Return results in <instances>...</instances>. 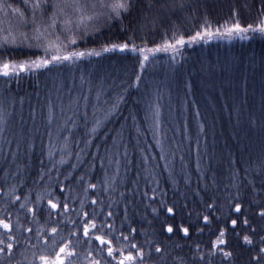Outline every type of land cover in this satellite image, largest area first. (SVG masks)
I'll list each match as a JSON object with an SVG mask.
<instances>
[{"label": "trees", "instance_id": "1", "mask_svg": "<svg viewBox=\"0 0 264 264\" xmlns=\"http://www.w3.org/2000/svg\"><path fill=\"white\" fill-rule=\"evenodd\" d=\"M7 2L21 6L23 0H7ZM168 3L176 5L175 12L170 14L171 23H158L154 28L149 23L145 30H138L134 38L137 46L155 48L163 44L166 36L171 39L173 23L178 36L182 35L187 41L200 30L205 17L215 30L226 23L231 25L237 21L244 27L248 24L255 26L261 16L260 0H168ZM180 3H183V8L179 7ZM234 8L238 10L236 17L232 15ZM154 14L155 9L149 13L150 16ZM4 19V14L0 13V20ZM120 27L121 25L117 24L99 33L89 31L87 35L77 36V43L71 46V50L100 52L98 56H85L72 65H50L49 69L24 72L20 74L19 79L0 76V94H4L8 89L16 97V102L11 108L13 115L9 117L8 123L13 129L20 130L25 137H33L32 151H27L29 141L26 139L22 142L15 159L11 153L16 150V139L12 138L11 144H4L0 139V148L8 153L7 158L0 153V213L3 214V218H7L10 213L11 222L15 226L16 209L19 205L9 206L7 212L4 209L3 193L10 185L18 186V195L21 191L25 194L30 192L33 200L36 193L45 187L47 176L44 177V182L37 183L41 171V158L44 159L46 168L52 167V161L47 158L48 145L51 141L47 135V109L42 106L45 99L51 95L54 102H60L57 99L60 94L56 92L60 84L63 85L60 93L65 104L71 94L83 95L89 88L87 83L81 88L80 78L83 75L93 85L87 108L91 122L93 112L91 105L94 102L91 98L95 95L94 86L103 80L104 86L108 88L106 98L122 93L125 97L124 102L100 129L99 137L104 138H97L91 147L85 149L89 154H82L79 160L75 152L84 147V144L81 142L77 147L74 141L77 139L83 141L86 138L83 121L78 120L77 126L71 133L64 132L60 139H63V135L69 137V148L73 154L71 156L62 154L57 144L53 159L59 161L63 155L67 163L58 165L59 174L53 171L51 175L54 179L58 177L59 180H63L71 171L75 177L84 175L85 180L99 184L105 170L109 174L115 171V165L109 167L107 161L103 162L105 167L101 168L102 161L99 156L103 155L105 143L111 144V137L123 127L124 138L121 144L128 145L127 158L133 161V171L127 175L134 177L139 172L140 192H147L149 198L153 196L152 189H156L155 202L152 199H143L141 203L142 197H137L138 214L131 217V225L138 233L134 242L143 245L146 250L148 240L154 241L153 250L156 244L168 245L171 250L169 264H175L172 257H183L188 264H191L197 244L206 254L210 250L211 241L215 239L208 228H204L203 234L197 231L202 224V215L198 217V213L206 214L205 201L210 203L215 197L220 204H223L230 193H236L237 188L234 185L239 186L243 199L247 201L251 198L249 181H254L258 189L260 187L256 173L259 171L261 161L264 160V127L261 126L264 119V106H262L264 105L262 101L264 35L250 32L246 34L247 39L239 36L231 39L219 36L205 37L199 42L181 47L179 54L175 55V62L171 52L149 54V60L141 69L139 52L119 50L103 52L104 47L122 44L128 40L131 31L122 32ZM0 28L9 29L8 22L5 20ZM25 30L21 28V31ZM27 31L31 35L30 29ZM5 35L7 31H0V40ZM60 35L63 40L65 34ZM129 47L131 48V43ZM42 57H45L42 44L37 46L36 42H32L31 46H28L18 41L16 45H5L0 42V63H19ZM137 75L141 77L139 82L136 80ZM69 86H72V93H69ZM21 98L23 104L20 103ZM83 103L81 100V104ZM153 103L159 105L161 113V127L155 137L154 129L151 127L152 120L145 119ZM32 107L36 108L35 120L30 116ZM237 111L239 119H237ZM56 115L59 119H54L51 125L53 139L59 121L65 116L58 110ZM133 116L135 120L132 119ZM21 117L24 120L22 129ZM252 118L256 120L255 127L249 125V120ZM201 124L204 126L203 133L199 132L198 126ZM137 126L140 128V135L135 130ZM29 129H39V131L30 133ZM104 133H108V136L105 137ZM137 139L140 141L139 144ZM157 139L161 141V145H157ZM96 144H100L101 147L94 158L91 154L97 153ZM121 153L123 154V149ZM161 155L165 159H160ZM142 157H147V164ZM73 164L77 165L75 169L72 168ZM17 165L21 166L19 172ZM145 168L152 175L146 176L143 171ZM245 169L248 171L246 172ZM120 173L121 176L125 175L123 155ZM73 187L79 190L81 186L74 184ZM259 196H264V190L259 191L257 198ZM101 199L107 200V194H102ZM161 200L167 202L166 206L159 209L158 217H154L152 208H158ZM173 203L176 204L175 215L168 217V220L174 221L178 226L191 225L188 237H184L182 233L169 236L160 230L161 221L167 216L166 208ZM74 206H79L78 201ZM118 210L122 217L123 204L119 205ZM22 223L25 227H32L33 232L24 233L21 230L17 236L19 243L13 252V264H29L30 261L32 264H39L37 256L43 250V245L33 249L25 237L31 235V243H37L35 230L41 226L50 228L54 225L45 224L43 217L39 218V223L29 225L23 219ZM115 224L116 228L120 229L121 218H117ZM127 226L124 225L125 228ZM2 231L0 229V232ZM13 235H17L15 227ZM61 235L64 239H68V229L66 228ZM80 235L82 237V232ZM57 239L59 240L60 237ZM177 245L179 247H176ZM96 247L99 245L96 244ZM87 248L88 245L83 244L77 249L81 253L78 264H87L83 259L84 250ZM34 251L36 256H33ZM45 254L54 256V251L49 248L45 250ZM215 264H220L219 256L215 258Z\"/></svg>", "mask_w": 264, "mask_h": 264}, {"label": "snow or ice", "instance_id": "2", "mask_svg": "<svg viewBox=\"0 0 264 264\" xmlns=\"http://www.w3.org/2000/svg\"><path fill=\"white\" fill-rule=\"evenodd\" d=\"M260 3L261 16L255 26L248 24L244 27L237 21L231 25L226 23L221 26L222 30L221 28L213 30L205 17L200 30L196 31L186 41L182 35L178 36L173 23L171 39L166 36L163 44L157 45L155 48H149L137 46L134 43V38L137 31L145 30L149 23L153 25V28L158 23H171L170 14L175 12L176 5H170L168 0H23L21 6L8 3L7 0H0V13H3L5 17L4 20H0V25H3L5 20L9 24V29L0 28V31H7V35L3 36L0 42L5 45H16L19 41L20 44H28V46H31L32 42H36L37 46L42 44L45 51V57L35 60L19 63H0V76L19 79L20 74L24 72L49 69L50 65H72L85 56H98L101 54L100 52L71 50V46L77 43L78 35H87L89 31L99 33L105 29H111L117 24L121 25L120 31L125 33L131 31L132 34L128 36L125 43L104 47L103 52L116 50L120 52H139L141 69L145 67V62L149 60V54L171 52L173 53V62H175V55L179 54L181 47L199 42L205 37L219 36L231 39L234 36H239L242 39H247L246 34L250 32H258L264 35V0H260ZM179 7L183 8V3H180ZM153 9H155V14L150 16L149 13ZM232 15L233 17L238 16V10L234 8ZM21 28L26 30L21 31ZM29 29L31 35L27 31ZM57 32L65 34L63 40L60 34H56ZM67 33H72V35H66ZM130 43L131 48L129 47ZM136 80L139 82L141 77L137 75ZM85 83L89 85L87 92L83 95L71 94L67 104L61 99L60 88L63 85L60 84L56 88V92L60 94L57 97L60 102H54L52 96L49 95L42 105L47 109V135L51 141L48 145L47 158L52 161V167L46 168L44 159L41 158V171L37 183L44 182L45 176H47V181L44 182V189L36 193L34 200L31 199L30 192L25 194L21 191V194L18 195V186L15 184L10 185L8 190L4 191L5 212H7L9 206L18 204L19 207L16 209L15 226L11 222L10 213L7 218H3V214L0 213V229L3 230L0 232V264H5V262L13 264V252L19 243L17 236L21 233V230L24 233L33 232L32 227L23 225L22 219L31 225L32 223H39L41 217H43L45 224L54 226L50 228L41 226L35 230L37 243H31V235L25 237L33 249L40 248L43 245V250L37 256L39 264H78L81 253L77 249L83 244L88 245L83 256L87 264H169L171 250L168 245L156 244L153 250L154 241L148 240L146 241V250L143 245L134 242L138 233L137 229L131 225V217L138 214V211H136L137 197H142L141 203H143V199H152L155 202L156 189H152L153 196L149 198L147 192H140L139 172L134 177L127 175V173L133 171V161L127 158L128 145L121 144L124 138L123 127L117 130L116 135L111 137V144L105 143L103 155L99 156L102 161L101 168L105 167L104 161H107L109 167L115 165V171L111 174L105 170L104 177L99 184L85 180L84 175L75 177L71 171L64 176L63 180H59L58 177L54 179L51 175L53 171L59 174L60 168L58 165L67 163L63 155L59 161L53 159V152L57 151V144H59L58 150L62 154L66 153L68 156L73 154L69 148V137L63 135L61 140V135L64 132L71 133L73 128L77 126L78 120L83 121L86 128V138L83 141L80 139L74 141L77 147L81 142L84 144V147L75 152V156L79 160L82 154H89L86 153L85 149L91 147L97 138H104L99 137L100 129L105 126V123L116 113L125 100L122 93H116L114 96L106 98L108 88L104 86V81L101 80L94 86L95 95L91 98L94 102L91 105L93 112L90 122L87 108L90 101L89 93L92 92L93 85L90 80H86L82 75L80 78L81 88ZM109 87L112 86L109 85ZM68 90L69 93H72V86H69ZM157 98L159 99V96ZM81 100L84 102L83 104H81ZM262 101H264V96H262ZM15 102L16 97L10 90L6 89L4 94H0V139L3 140L4 144H11L12 138L16 139V150L11 153L14 159L24 140L29 141L27 151L31 152L33 149V143L31 142L33 137H25L20 130L13 129L8 123L9 117L13 115L11 108ZM20 103L23 104V98L20 99ZM150 109L151 111L146 114L145 119L152 120L151 127L154 129L153 136L155 137L159 134L161 127V113L158 104H151ZM57 110L65 116L59 121L56 127L55 139H53L51 125L54 119H59L56 115ZM69 112L71 115H67ZM236 115L239 119L238 111ZM30 116L35 120V107L31 108ZM197 116H199V113H197ZM132 119L135 120V116ZM23 122V117H21V129L23 128ZM249 125L251 127L256 126L255 118L249 120ZM261 126L264 127V119H262ZM198 127L199 132L203 133L204 126L201 124ZM135 130L138 135L141 134L138 126ZM38 131L39 129H29L30 133ZM104 136H108V133H104ZM139 143L140 141L137 139V144ZM156 143L161 145V141L158 139ZM100 147V144H96L97 153L91 154L94 158L99 153ZM121 149H123V154ZM161 151H163L162 147ZM0 153H3L7 158L8 153L3 148H0ZM122 155L125 171L123 176L120 173ZM142 159L147 164V157H142ZM160 159H165V157L161 155ZM92 166L95 167L94 163ZM76 167V164L72 165L73 169ZM20 168L21 166L17 165V172L20 171ZM143 171L146 176L152 175L146 168ZM245 171L248 170L245 169ZM5 172H7V169H5ZM15 174L13 173V175ZM256 175L259 178L260 187L258 189L254 181H249V185H251V198L249 200L245 201L239 186L234 185L237 188L236 193H230L223 204H220L215 197L212 198L210 203L205 201L206 214L198 213V217L202 215V224L197 228V231L203 234L204 228H208L215 239L211 241L210 250L206 254L197 244L191 264H215V258L218 256L220 264H264V196L257 198L259 191L264 190V160L261 161ZM74 184L80 185V189H75ZM121 188L123 190H120ZM66 192L69 194H65ZM117 193L118 195H116ZM102 194H107L108 199H101ZM77 201L79 203L78 207L74 206ZM166 203V201L161 200L158 208H152L154 217H158L159 209H163ZM121 204H123L122 217L118 210ZM245 204H247V207H245ZM105 208L107 211H105ZM175 208V203L166 208L167 216L161 221L160 230L169 234V236L182 233L184 237H188L190 236L191 225L178 226L174 221L170 222L168 220V217L175 215ZM73 213L75 215H72ZM216 213H219V215ZM117 218H121L120 229L116 228L115 220ZM125 224L128 225L127 228L124 227ZM14 227L17 235H13ZM66 228L68 229V239H64L61 235ZM139 235H144V233H139ZM57 237H60V239L58 240ZM96 244L99 247H96ZM57 246L58 250H56ZM176 247H179V245ZM49 248L54 251V256L45 254V250ZM33 256H36L35 251ZM172 261L175 264H188L183 257H172ZM29 264H32V262L30 261Z\"/></svg>", "mask_w": 264, "mask_h": 264}]
</instances>
